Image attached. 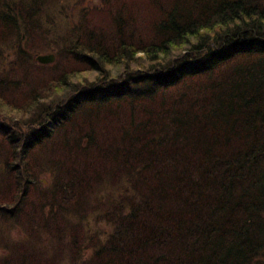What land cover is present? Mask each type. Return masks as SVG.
I'll list each match as a JSON object with an SVG mask.
<instances>
[{"label":"trees","instance_id":"trees-1","mask_svg":"<svg viewBox=\"0 0 264 264\" xmlns=\"http://www.w3.org/2000/svg\"><path fill=\"white\" fill-rule=\"evenodd\" d=\"M0 264H264V0H0Z\"/></svg>","mask_w":264,"mask_h":264},{"label":"water","instance_id":"water-1","mask_svg":"<svg viewBox=\"0 0 264 264\" xmlns=\"http://www.w3.org/2000/svg\"><path fill=\"white\" fill-rule=\"evenodd\" d=\"M37 61L42 64L52 63L54 61L53 55H45L37 57Z\"/></svg>","mask_w":264,"mask_h":264},{"label":"rangeland","instance_id":"rangeland-1","mask_svg":"<svg viewBox=\"0 0 264 264\" xmlns=\"http://www.w3.org/2000/svg\"><path fill=\"white\" fill-rule=\"evenodd\" d=\"M86 76H87V77H86V79H87V80H90V78H89V77H90V75H86Z\"/></svg>","mask_w":264,"mask_h":264},{"label":"bare ground","instance_id":"bare-ground-1","mask_svg":"<svg viewBox=\"0 0 264 264\" xmlns=\"http://www.w3.org/2000/svg\"><path fill=\"white\" fill-rule=\"evenodd\" d=\"M218 52V51H217ZM219 55V54H218ZM138 56V55H137Z\"/></svg>","mask_w":264,"mask_h":264}]
</instances>
